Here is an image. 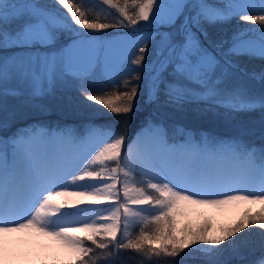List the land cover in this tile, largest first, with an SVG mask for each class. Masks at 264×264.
Segmentation results:
<instances>
[{"label": "snow or ice", "instance_id": "1", "mask_svg": "<svg viewBox=\"0 0 264 264\" xmlns=\"http://www.w3.org/2000/svg\"><path fill=\"white\" fill-rule=\"evenodd\" d=\"M54 5L0 0V110L11 98L43 111L39 101L75 85L85 101L102 106L97 111L123 116V127L143 89L147 102L176 110L204 104L231 118L259 111L262 143L244 139L254 134L244 125L222 137L179 125L170 134L162 121H148L131 143L112 123L83 132L36 124L0 136V264H115L125 250L142 264H185L192 253L205 264H227L218 257L238 253V234L264 235V68L250 71L240 59L264 60V0ZM237 17L259 28L213 38L210 27ZM113 27L132 35L137 67L126 56L100 88L91 82L94 32ZM149 43L153 58L145 64ZM190 206L239 211L211 235L209 220L177 227ZM249 264H264V255Z\"/></svg>", "mask_w": 264, "mask_h": 264}, {"label": "trees", "instance_id": "2", "mask_svg": "<svg viewBox=\"0 0 264 264\" xmlns=\"http://www.w3.org/2000/svg\"><path fill=\"white\" fill-rule=\"evenodd\" d=\"M50 1L52 0H40V3L48 7H53L48 4ZM120 2L123 4L124 0H120ZM102 22L111 23L112 21L102 20ZM245 26L259 28V25H246V22L239 20L237 17L230 21L214 25L210 27L209 31L213 38L230 39L235 31L240 28H244ZM117 29V31L124 30L123 28ZM251 35L259 36V32L252 33ZM240 59L250 71L254 70L259 72L261 68H264V60L249 59L248 57H241ZM132 67L135 68L133 65ZM141 75H143V73ZM125 78L126 77L122 76L121 80ZM108 87L112 86L110 85ZM55 95L60 96L62 99H70V102L74 100V102L79 104H92V102L85 101L81 97L76 87L59 88ZM8 102L15 101L9 100ZM11 109L14 110V112L7 115L8 119L6 120V123H4L3 127H0V136L11 135L17 129L24 128L28 124H41L50 127L59 126L75 129L76 131L79 130L81 132L89 123L92 122L101 125L108 123L115 124L117 130L123 131L126 138H128L140 124L146 123V121L149 120L157 122L162 121L163 124L168 127L170 134L173 126L176 124H182L193 129L195 133L202 130L211 135L222 137L237 134L239 126L244 125L245 132L249 129L254 132L252 135L245 134L244 139L255 142L258 145L262 143L259 139V111L253 113H239L236 114L234 118L228 117L227 120H224L223 110H220V114H214L210 111H205L199 104H189L183 109L176 110L170 107L158 106L155 103H149L147 102V98L143 90L138 93L136 97V106L131 115L127 117L126 123L123 127L121 125V121L124 120V117H117L113 114L97 115L92 117L84 115L82 117H76L72 120V118H69L67 115L60 114L56 110L41 111L40 109H33L24 111V109H15V107H12ZM170 112L174 113L172 114ZM0 122L3 121L0 120ZM207 220L209 219L207 218ZM135 231L138 232L139 229H136ZM238 247V253L225 251L218 258L221 261H226L227 264H249L250 261L264 255V235H262L258 229H252L250 231L246 230L244 233L238 234ZM139 258L142 259L139 254L125 250L124 254L116 259L115 264H133L129 262L130 260L135 261L134 263L142 262ZM145 264H147V262H145ZM159 264H165V261L161 259ZM185 264H205V261L200 258L199 253H192L189 258L186 259Z\"/></svg>", "mask_w": 264, "mask_h": 264}, {"label": "rangeland", "instance_id": "3", "mask_svg": "<svg viewBox=\"0 0 264 264\" xmlns=\"http://www.w3.org/2000/svg\"><path fill=\"white\" fill-rule=\"evenodd\" d=\"M90 2L94 8L98 9L99 7L98 0H90ZM127 2L129 6H131L132 0H127ZM48 4L55 7L54 0L50 1ZM121 5L123 4L121 3ZM103 7L105 9L107 8V6H103ZM113 12H115V10H113ZM253 14H256V13H253ZM100 22H102V20ZM140 24L144 25L146 29L152 30L151 26L146 25V22L141 21ZM117 30H118L117 28L113 27V28L102 30V32H94V35L96 36V39H97L98 46L95 49L91 50L90 54L98 62V67L95 69L92 75L91 82L95 86L100 87V88H103L105 86L106 73L111 72L115 74L117 72L119 64H121L124 61V58L126 56H127V63L131 67H132L131 61L135 59V55L129 54L131 45L134 43L132 35L128 32V29H124L123 31H117ZM85 31H91V30H85ZM253 37H258V36L253 35ZM65 42H68L67 38L64 34H62L61 43H65ZM138 48H139V45H137L135 49L136 52H138ZM88 54L89 53L79 54L78 59H82L84 56ZM152 58H153V43H149L146 45L144 63L147 64ZM133 66L136 67V65H133ZM143 75H146V73H143ZM121 77L122 76H120L119 79H121ZM253 83L255 84V82ZM255 86L256 88L260 87L259 84H255ZM67 87H75V85L65 86V88ZM9 100H13V99L10 98ZM13 101L15 102H8V106L6 110H0V120L6 121L8 119L7 115L14 112V110L11 109L12 107H15V109H21V110L24 109V111L38 109L34 107L22 106L19 104L18 101L16 100H13ZM70 101H71L70 99H65V98L62 99L60 96H56L54 94L53 96H49L45 98L44 100L39 101V103H43L45 105V110H56L58 113L67 115L69 118H72V120L75 119L76 117H82L84 115H88V117H92V116H97V115L111 114L107 111V109L102 110L103 114L100 111H97V109H101L102 107L98 104L86 103V105H84L82 103L79 104L77 102H74V100H72V102ZM199 105L203 109H205L204 107H206V105L204 104H199ZM170 113L173 114L174 112H170ZM223 118L224 120L228 119V117H225V116H223ZM259 119H261V117ZM148 121H146V123ZM89 124H92V122ZM93 125H97V124H93ZM177 125L182 126L185 129H190L182 124H177ZM28 126L29 125H26V127ZM190 130L193 131V129H190ZM77 132H80V131L78 130ZM134 135L135 133H133L131 138ZM238 211H239L238 209H228V210L220 211L215 208L206 207V206H190L189 208L185 210L186 212L185 215L177 217L179 221L177 227H180L183 224H188L190 226L195 227L201 224L202 222H204L205 220H207L208 218L212 225V227L210 228L209 234L218 235L219 226L232 223L237 218ZM129 262L133 264H142V262L134 263L135 261H131V260ZM145 262L146 261H144L143 264H145ZM36 264H38V261L36 262Z\"/></svg>", "mask_w": 264, "mask_h": 264}, {"label": "bare ground", "instance_id": "4", "mask_svg": "<svg viewBox=\"0 0 264 264\" xmlns=\"http://www.w3.org/2000/svg\"><path fill=\"white\" fill-rule=\"evenodd\" d=\"M139 134V132L137 133V134H135L132 138H131V140L128 142V143H131V141L133 140V139H135L136 138V136ZM73 191L74 190H77V189H72Z\"/></svg>", "mask_w": 264, "mask_h": 264}]
</instances>
